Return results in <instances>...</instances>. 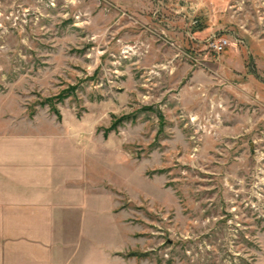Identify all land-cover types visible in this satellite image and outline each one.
Segmentation results:
<instances>
[{"label":"rangeland","instance_id":"obj_1","mask_svg":"<svg viewBox=\"0 0 264 264\" xmlns=\"http://www.w3.org/2000/svg\"><path fill=\"white\" fill-rule=\"evenodd\" d=\"M50 123L120 264H264V0H0V132Z\"/></svg>","mask_w":264,"mask_h":264},{"label":"crops","instance_id":"obj_2","mask_svg":"<svg viewBox=\"0 0 264 264\" xmlns=\"http://www.w3.org/2000/svg\"><path fill=\"white\" fill-rule=\"evenodd\" d=\"M87 161L51 123L0 132V264H120L119 211Z\"/></svg>","mask_w":264,"mask_h":264},{"label":"built area","instance_id":"obj_3","mask_svg":"<svg viewBox=\"0 0 264 264\" xmlns=\"http://www.w3.org/2000/svg\"><path fill=\"white\" fill-rule=\"evenodd\" d=\"M227 44H228V40L223 39L219 42H214L212 46L215 48V50L221 51Z\"/></svg>","mask_w":264,"mask_h":264},{"label":"trees","instance_id":"obj_4","mask_svg":"<svg viewBox=\"0 0 264 264\" xmlns=\"http://www.w3.org/2000/svg\"><path fill=\"white\" fill-rule=\"evenodd\" d=\"M124 117H117L112 123V128L115 127L118 123H120L123 120Z\"/></svg>","mask_w":264,"mask_h":264}]
</instances>
